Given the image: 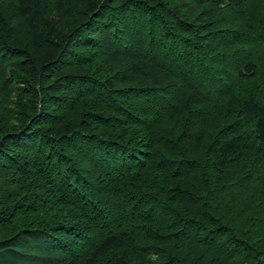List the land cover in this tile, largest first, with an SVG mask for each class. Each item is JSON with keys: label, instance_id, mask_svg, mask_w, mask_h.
<instances>
[{"label": "trees", "instance_id": "obj_1", "mask_svg": "<svg viewBox=\"0 0 264 264\" xmlns=\"http://www.w3.org/2000/svg\"><path fill=\"white\" fill-rule=\"evenodd\" d=\"M0 264H264V2L0 0Z\"/></svg>", "mask_w": 264, "mask_h": 264}, {"label": "rangeland", "instance_id": "obj_2", "mask_svg": "<svg viewBox=\"0 0 264 264\" xmlns=\"http://www.w3.org/2000/svg\"><path fill=\"white\" fill-rule=\"evenodd\" d=\"M255 2H256V1H255ZM261 2H264V0H261ZM256 3H259V2H256ZM250 7H251L250 4H246V5H245V8H246V9H249ZM247 11H248V10H247Z\"/></svg>", "mask_w": 264, "mask_h": 264}]
</instances>
